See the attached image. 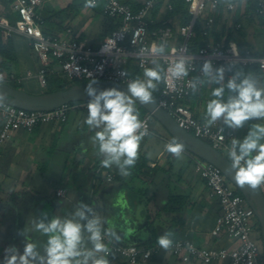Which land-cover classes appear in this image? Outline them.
Segmentation results:
<instances>
[{
  "label": "crops",
  "instance_id": "obj_1",
  "mask_svg": "<svg viewBox=\"0 0 264 264\" xmlns=\"http://www.w3.org/2000/svg\"><path fill=\"white\" fill-rule=\"evenodd\" d=\"M122 1L136 11L144 0ZM220 1L233 3L236 9L232 15L221 9L211 39L222 41L229 37L227 44L264 56V23L250 15L249 0L238 3L234 0ZM85 2L43 0L37 13L45 22L44 33L85 41L92 47L100 46L118 23L104 15L102 5L88 8L84 6ZM168 3L170 0H161L152 12V18L159 24L167 18ZM11 6V0H0V19L5 18L13 24L11 20L16 21L17 15L12 13ZM236 16L241 28L234 27L229 32ZM172 26L178 28L182 25L173 20ZM158 63L163 70L160 60L155 61L151 68ZM57 66L60 68L54 61L49 68ZM42 68L27 38L21 35L8 38L0 28V72L22 80L21 85L9 86L31 95L43 94L42 90L46 89L40 86L37 78ZM238 71L254 74L264 86V73L260 70ZM204 81L203 88L184 101V106L199 119L205 116L206 104L213 98L212 89L219 86L208 82L207 78ZM228 95L226 89L225 99ZM87 114L72 113L66 123L42 125L32 133L18 130L0 147V264H3L6 248L14 246L22 254L25 243L29 241L36 243L43 255L47 237L34 230L33 221L40 220L43 213H47L48 221L54 217L72 218L81 203L90 206L102 218L105 231L112 229L121 234L123 238L119 242L125 244L145 248L157 242L159 236L171 233L172 241L189 240L199 247L216 250L236 247L225 233L212 235L221 207L217 199L208 196L205 182L195 173V162L199 158L189 152L181 159L171 158L165 151L167 141L172 139L170 136L165 138L163 149L149 145L147 140L153 134L151 124L152 134L141 141L138 160L130 169L131 175L122 176L115 165L107 169L100 166L103 157L98 154V145L92 141L94 131L84 123ZM218 122L223 124L222 120ZM262 122L250 120L236 130L223 125L235 132L236 139L242 140L252 124ZM2 128L0 119V134ZM108 175L113 177L110 182L107 181ZM261 188L264 192V187ZM59 189L67 190L66 198H57ZM256 225H259L258 221L253 223V227ZM115 226H119V230H115ZM25 229L28 231L21 235ZM87 235L85 232V245L90 248ZM107 259L110 264H127L123 258L111 253ZM146 264L183 263L171 254L161 253ZM217 264L232 262L225 259Z\"/></svg>",
  "mask_w": 264,
  "mask_h": 264
},
{
  "label": "built area",
  "instance_id": "obj_2",
  "mask_svg": "<svg viewBox=\"0 0 264 264\" xmlns=\"http://www.w3.org/2000/svg\"><path fill=\"white\" fill-rule=\"evenodd\" d=\"M11 1V11L18 18L13 24L1 18L0 28L8 38L21 35L29 40L43 65L37 76L43 89L47 88L51 59L59 64L60 70L71 81L94 80L125 85L133 80L128 72L132 63L144 72L145 68L153 67L155 61L160 60L163 80L160 93L154 100L180 128L227 156L231 140L236 139L235 132L229 131L219 122L206 127L205 116L202 119L197 118L182 102L193 94L192 83L205 79L202 73V65L205 61H211L214 69L225 67L226 82L238 70L258 68L264 73V56L257 55L251 50L242 51L234 44L211 39L218 11L222 9L232 15L236 9L235 4L222 3L220 0H185L189 4L191 15L188 24L174 28L167 20H162L159 27L150 29V26L159 24L152 18V12L161 0H144L136 11L122 0H96V7L102 5L104 15L116 20L118 26L100 46L92 47L85 41L46 35L43 30L45 22L37 13L43 0ZM249 5L250 15L264 16V0H249ZM167 9L172 10L170 3ZM199 21H204L203 36L206 44L192 53L189 45ZM235 27L240 29L241 25L237 24ZM161 44L164 45L165 52L156 54L153 46ZM105 47L108 50L102 51ZM180 58H184L187 62L188 75L179 79L172 78L167 69ZM122 72L126 75H121ZM28 76L30 77V74ZM0 82L7 85H21L22 80L0 72ZM203 86L204 83H197L196 91ZM88 101L70 103L49 112L26 111L4 104V107L0 108V119L3 122L0 147L11 140L18 130L32 133L42 125L64 124L72 113H88ZM141 120L146 124L148 131V135L143 138L145 139L152 134V116L149 114ZM185 153L186 150L183 155ZM168 154L171 158H175L172 154ZM195 173L205 182L208 196L217 199L221 207V215L216 221L212 235L218 236L223 232L234 241L236 247L216 250L199 247L189 240H178L173 241L172 247L168 250L162 249L157 242L140 248L116 241L111 235H107L104 237V242L109 247L110 253L120 256L127 264H146L161 253L171 254L183 264L191 262L217 264L225 259H229L232 264H264L263 247L252 238L253 223L257 218L248 199L238 195L222 172L211 164L196 160ZM112 178L108 175L107 181L110 182ZM56 196L58 199L66 198L67 190L59 189Z\"/></svg>",
  "mask_w": 264,
  "mask_h": 264
},
{
  "label": "clouds",
  "instance_id": "obj_3",
  "mask_svg": "<svg viewBox=\"0 0 264 264\" xmlns=\"http://www.w3.org/2000/svg\"><path fill=\"white\" fill-rule=\"evenodd\" d=\"M85 7H96V0H86ZM105 47L102 51H107ZM156 54H163V44L154 45ZM172 78H182L188 75L189 69L184 58H180L167 69ZM225 67L213 68L211 61L202 65V73L207 81L219 85L211 91L206 104L205 123L210 127L222 120L228 128L236 130L243 128L250 120L264 121V86L252 73L245 74L236 71L227 82L225 81ZM162 69L159 65L145 68L143 79L136 78L127 83V92L116 87L100 90L94 87L96 81H90L85 87L89 97L87 102V117L84 123L94 131L93 143L98 145V154L103 157L100 166L111 168L115 165L122 176H130L139 157L141 141L148 135L146 124L139 118L136 103L154 104L153 92L162 81ZM126 75V73H121ZM192 83L193 93L197 90V83ZM229 95L225 99V91ZM6 96L0 93V108L4 107ZM165 151L175 158L181 159L185 145L177 138H173L165 145ZM230 168L235 172L234 179L241 187L257 190L264 185V122L251 125L246 136L232 139L227 151ZM84 221L86 223H81ZM101 217L93 209L81 203L72 218L61 219L54 217L47 220V213L42 218L33 221V228L47 237L42 255L36 243L31 241L24 245L23 253L10 246L5 249L3 264H110L107 259L110 249L104 242V237L111 235L116 241L120 237L115 231L103 229ZM28 229L21 232L24 235ZM87 233L86 247L84 233ZM171 233L159 236L158 245L168 250L172 247Z\"/></svg>",
  "mask_w": 264,
  "mask_h": 264
},
{
  "label": "water",
  "instance_id": "obj_4",
  "mask_svg": "<svg viewBox=\"0 0 264 264\" xmlns=\"http://www.w3.org/2000/svg\"><path fill=\"white\" fill-rule=\"evenodd\" d=\"M88 83L89 82H83L81 84L74 85L66 91L31 95L25 91L13 88L5 83L0 82V93H3L6 96V100L4 102L5 105L26 111L49 112L60 108L63 105L89 100L88 95L85 93V87ZM94 87L100 90L116 87L127 92V85L125 84L96 81ZM136 104L142 107L148 114L156 119L172 139L177 138L179 141L183 142L187 152L196 156L205 163L211 164L218 168L224 177L236 189L241 191L246 196L249 204L254 208L255 216L260 225L262 247L264 251V192L262 188L260 187L257 190H252L247 186H239L234 179L235 172L230 168V162L226 161L219 152L215 151L210 146V144L196 138L190 132L180 128L169 116V114L159 107L156 101L154 104L143 105L139 102ZM114 229L119 230V226H115Z\"/></svg>",
  "mask_w": 264,
  "mask_h": 264
},
{
  "label": "trees",
  "instance_id": "obj_5",
  "mask_svg": "<svg viewBox=\"0 0 264 264\" xmlns=\"http://www.w3.org/2000/svg\"><path fill=\"white\" fill-rule=\"evenodd\" d=\"M170 4L172 6V10L168 12V15H167V18L166 20L168 21L169 25L172 26L173 24V20H176L180 25H186L189 23L190 21V18H191V15H190V12H189V4L186 3L185 0H170ZM158 8V4L157 6L155 7L154 11ZM221 13V10L218 11V13L216 14V19L219 16V14ZM155 14V13H154ZM259 20L260 23H264V16H259L257 17ZM13 21L12 23L15 22V20H11ZM239 22V19L238 17L236 16L234 18V21H233V27L229 29V32L233 31L235 25H237ZM160 24H156L154 26H150V29H155L157 27H159ZM203 31H204V21H199L196 26H195V29H194V38L193 40L190 42V45H189V49H190V52L192 53H195L198 51V49L202 46H204L206 44V39L204 38L203 36ZM212 35H213V31H212ZM228 38L222 40L224 41L225 43L228 42ZM214 41H221L219 39H215ZM55 61V60H54ZM52 64V63H51ZM159 65V63L157 64ZM53 71V70H52ZM250 72H258L259 69L258 68H252L251 70L249 69ZM128 72L129 74L132 76L133 79H136V78H141L143 79V72H141L137 67H134V68H129L128 69ZM60 73L63 74V72L60 70ZM50 74L51 77H55L57 78L58 74H55L54 72H51L50 70V73H49V70H48V75ZM162 77H163V70H162ZM47 75V76H48ZM67 78V77H66ZM68 79V78H67ZM60 79H54L51 83V85H53L55 88L53 89L54 91H50L49 90V81L47 80L48 84H47V93H54V92H58V91H66L67 89H69L70 87H68V82L67 81H71V80H65V81H59ZM163 80V79H162ZM73 83V86L74 85H78V84H81L83 82H78V81H71ZM161 84H162V81L158 83L157 85V89L153 92V97L156 98L159 93H160V90H161ZM43 94H46V93H43ZM182 104L184 105L185 102H182ZM149 115L147 112H146V116ZM152 120H153V117H152ZM187 152V151H186ZM226 161H228L227 158H224ZM200 160V159H198ZM232 186V184H231ZM235 192H238V195L239 193L241 194V196L243 197H246L241 191H239L238 189H236ZM120 257V256H118Z\"/></svg>",
  "mask_w": 264,
  "mask_h": 264
},
{
  "label": "rangeland",
  "instance_id": "obj_6",
  "mask_svg": "<svg viewBox=\"0 0 264 264\" xmlns=\"http://www.w3.org/2000/svg\"><path fill=\"white\" fill-rule=\"evenodd\" d=\"M234 1L238 3L241 0H234ZM17 18H18V16H17ZM50 62L53 63L54 60L51 59ZM48 70H49V73H50V68H48ZM52 70H53V72L55 74H58L57 75L58 76L57 78L60 79L59 81H61V80L62 81H65V80L67 81L68 80L64 74L60 73V68L58 66L52 68L51 71ZM57 78L51 77L50 74L47 76V80L49 81V90L50 91H54L53 89L55 87L53 85H51V83H52V81L54 79H57ZM67 82H68V87L71 88L73 86V83L71 81H67ZM42 93H47V90H42ZM137 110H138L139 118L140 119H142L143 117L146 116V111L142 107H140L139 105L137 107ZM151 124H152V128H153V134L147 140V143L149 145H151V146L152 145L153 146L155 145V148L156 149H159V150L160 149H163L164 148V144H165V141L164 140H165V138L167 136H169V134L167 133V131L163 128V126L156 119L153 118ZM224 155H226V154H224ZM231 187L236 191V188L233 185ZM236 193L238 194V192H236ZM239 195H241V194L239 193ZM116 235H118L120 237V240H122L123 237H122L121 234L116 233ZM252 238L254 240L258 241V242H262L260 225H256V226L253 227ZM263 255H264V251H263Z\"/></svg>",
  "mask_w": 264,
  "mask_h": 264
}]
</instances>
